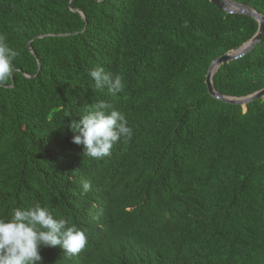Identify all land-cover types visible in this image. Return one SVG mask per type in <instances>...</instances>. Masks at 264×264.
Returning a JSON list of instances; mask_svg holds the SVG:
<instances>
[{"label": "trees", "instance_id": "1", "mask_svg": "<svg viewBox=\"0 0 264 264\" xmlns=\"http://www.w3.org/2000/svg\"><path fill=\"white\" fill-rule=\"evenodd\" d=\"M257 29L209 0H0V264H264V99L205 83ZM212 83L264 89V35Z\"/></svg>", "mask_w": 264, "mask_h": 264}, {"label": "water", "instance_id": "2", "mask_svg": "<svg viewBox=\"0 0 264 264\" xmlns=\"http://www.w3.org/2000/svg\"><path fill=\"white\" fill-rule=\"evenodd\" d=\"M209 2L212 3L216 8H218L220 11L224 13L231 15L233 14L244 15L253 18L258 23V29L256 34L248 42H246L236 51L220 56L211 63L207 71L206 80H205L209 95L221 102L231 105H241L242 107H246L247 104L254 102L256 100L264 99V89L247 97L231 98L220 95L214 89L212 83L214 73L221 66L228 64L229 62L237 61L243 58L249 52H251L253 48L261 41L264 35V17L258 14L256 11L252 10L251 8L242 5L240 3L233 2L231 0H209Z\"/></svg>", "mask_w": 264, "mask_h": 264}, {"label": "clouds", "instance_id": "3", "mask_svg": "<svg viewBox=\"0 0 264 264\" xmlns=\"http://www.w3.org/2000/svg\"><path fill=\"white\" fill-rule=\"evenodd\" d=\"M65 245H66V244L60 245L59 251H61L62 249H65ZM63 254H64L65 256H67V257H70V255L67 254V253H63ZM77 255H80V254H76V255H74L73 257H76Z\"/></svg>", "mask_w": 264, "mask_h": 264}]
</instances>
